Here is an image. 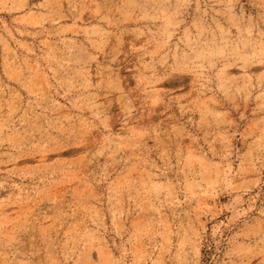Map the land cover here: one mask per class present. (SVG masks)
<instances>
[{
  "label": "rangeland",
  "instance_id": "374dc122",
  "mask_svg": "<svg viewBox=\"0 0 264 264\" xmlns=\"http://www.w3.org/2000/svg\"><path fill=\"white\" fill-rule=\"evenodd\" d=\"M0 264H264V0H0Z\"/></svg>",
  "mask_w": 264,
  "mask_h": 264
}]
</instances>
